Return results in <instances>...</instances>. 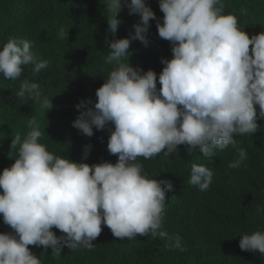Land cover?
Wrapping results in <instances>:
<instances>
[{"label": "clouds", "instance_id": "9594fccd", "mask_svg": "<svg viewBox=\"0 0 264 264\" xmlns=\"http://www.w3.org/2000/svg\"><path fill=\"white\" fill-rule=\"evenodd\" d=\"M108 32L115 37L127 7L138 15L130 37L106 40L104 62L112 69L95 92V100L82 99L72 126L92 137L94 129L110 133L107 150L118 160L84 162L92 145H86L80 162L57 155L41 143L42 131L33 115L27 132L13 136L9 158L15 162L0 173V214L13 230L0 233V264H41L30 245L60 255V245L76 251L92 249L106 225L114 237L135 239L156 236L163 224L167 193L173 184L153 179L144 171L145 160L165 157L186 145L208 157L214 149L238 148L236 135L254 134L264 120V31L252 35L239 27L235 14L225 12L224 0H159L162 22L146 0H103ZM240 14L248 15L241 7ZM158 35L171 43L172 58H162L159 76L130 62L131 42L149 45L150 21ZM59 37H65L63 27ZM27 39H9L0 48V75L19 81L13 92L21 104L30 100L46 116L54 107L39 83L21 77L32 65L33 76L46 69ZM159 83L160 87H157ZM259 106V112L257 107ZM238 168L247 158L239 148ZM214 170L192 164L188 183L201 192L213 183ZM264 212V209H261ZM63 233L57 236L52 230ZM166 247L183 250L181 237H169ZM242 251L264 255V231L240 236ZM43 255V254H42Z\"/></svg>", "mask_w": 264, "mask_h": 264}, {"label": "trees", "instance_id": "16d2710c", "mask_svg": "<svg viewBox=\"0 0 264 264\" xmlns=\"http://www.w3.org/2000/svg\"><path fill=\"white\" fill-rule=\"evenodd\" d=\"M146 2L162 22L159 0ZM224 2L225 12L235 14L239 27L250 37L264 31V0ZM101 3L103 0H0V48L9 39L32 42L34 53L49 65L35 76L33 66H26L21 79L28 77L39 83L43 93L53 97L54 105L45 116L30 100L19 103L13 96L19 81L5 80L0 75V173L15 162L9 158L11 141L13 136L27 132V121L33 115L43 133L41 143L55 154L80 162L84 147L91 144L84 162H117L118 157L107 150V129H94V135L88 137L72 126L79 115L76 105L82 99H96V90L105 82L103 75L113 67L104 62L106 40L130 37L133 24L140 19L129 15L125 7L118 14L121 23L113 37L107 31ZM241 7L247 8V16L240 14ZM150 25L149 45L133 40L130 62L144 71L154 70L159 76L164 67L161 59L172 58L171 43L159 37L155 19ZM61 27L65 30L63 39L59 37ZM257 123L256 133L236 135L238 148L214 149L208 157L198 148L190 153L188 146L180 145L178 152L167 157L162 152L149 160L138 158L150 178L173 184L159 231L169 237L179 235L183 250L167 248L168 241L159 231L156 236L121 240L103 224L90 250L73 251L62 244L59 256L51 255L52 249L43 246L30 245V250L41 264H264V255L239 247L241 235L264 231V120L258 119ZM239 148L246 150L247 158L238 168H230L229 164L239 159ZM193 163L214 170L213 183L205 192L188 183ZM52 230L57 236L63 234L56 228ZM11 231L0 214V233Z\"/></svg>", "mask_w": 264, "mask_h": 264}]
</instances>
